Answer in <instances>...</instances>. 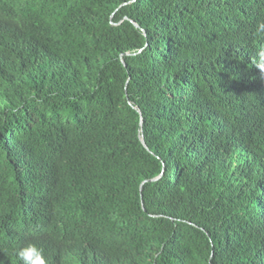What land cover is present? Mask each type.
<instances>
[{
  "label": "trees",
  "instance_id": "obj_1",
  "mask_svg": "<svg viewBox=\"0 0 264 264\" xmlns=\"http://www.w3.org/2000/svg\"><path fill=\"white\" fill-rule=\"evenodd\" d=\"M40 259L264 264V0H0V264Z\"/></svg>",
  "mask_w": 264,
  "mask_h": 264
},
{
  "label": "clouds",
  "instance_id": "obj_2",
  "mask_svg": "<svg viewBox=\"0 0 264 264\" xmlns=\"http://www.w3.org/2000/svg\"><path fill=\"white\" fill-rule=\"evenodd\" d=\"M38 250L35 248V246H30L28 249L21 252V256L25 261H29L32 259V255L36 254ZM36 264H45V261L43 259H40L36 262Z\"/></svg>",
  "mask_w": 264,
  "mask_h": 264
},
{
  "label": "water",
  "instance_id": "obj_3",
  "mask_svg": "<svg viewBox=\"0 0 264 264\" xmlns=\"http://www.w3.org/2000/svg\"><path fill=\"white\" fill-rule=\"evenodd\" d=\"M134 25H135V27L138 28V25H137L136 23H134ZM138 111H139V110H138ZM140 139H141L142 144L146 147V144H145V141H144V138H143L142 135L140 136ZM155 180H157V178H155V179H153V180H150V181H155ZM142 203H143V202H142Z\"/></svg>",
  "mask_w": 264,
  "mask_h": 264
}]
</instances>
